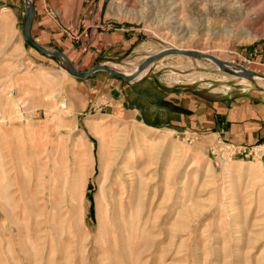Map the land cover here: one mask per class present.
I'll return each mask as SVG.
<instances>
[{
  "label": "rangeland",
  "instance_id": "1",
  "mask_svg": "<svg viewBox=\"0 0 264 264\" xmlns=\"http://www.w3.org/2000/svg\"><path fill=\"white\" fill-rule=\"evenodd\" d=\"M186 1L133 0L120 13L111 0H31L30 35L78 72L129 75L178 47L264 75V0ZM25 21L24 0H0V264H264V142L248 126L229 143L222 126L264 118V82L180 55L131 83L76 79L26 43ZM140 82L146 99L186 93L222 122L152 124L117 102ZM115 216L119 252L107 240Z\"/></svg>",
  "mask_w": 264,
  "mask_h": 264
},
{
  "label": "crops",
  "instance_id": "2",
  "mask_svg": "<svg viewBox=\"0 0 264 264\" xmlns=\"http://www.w3.org/2000/svg\"><path fill=\"white\" fill-rule=\"evenodd\" d=\"M148 85L150 84L147 82H140L133 86H123L122 93L124 96L121 93L116 95L117 102L123 106V109L127 107L129 112L142 116L146 121L161 127L180 130L195 126L199 130H205L206 125L209 129L215 125L209 112L210 109L205 105L206 102L196 105L195 101L190 100L186 93L172 91H163L159 98L154 100L146 99L142 95L144 94L143 90L150 91V88H147ZM218 118L215 116L214 120ZM220 123L217 124L220 125ZM217 124L214 129L217 128ZM222 126L226 129L223 132L224 138L229 143L239 142L240 138L243 137V132L249 128L248 126H250L251 131H255L259 140L264 142V118H255L251 122L246 120L238 125L230 123V125L223 124Z\"/></svg>",
  "mask_w": 264,
  "mask_h": 264
},
{
  "label": "water",
  "instance_id": "3",
  "mask_svg": "<svg viewBox=\"0 0 264 264\" xmlns=\"http://www.w3.org/2000/svg\"><path fill=\"white\" fill-rule=\"evenodd\" d=\"M25 5H26V21L23 27V34H24V39L27 44H29L33 49H35L37 52L48 56L52 57L58 60H61L65 63V65L62 66V69L71 77L76 78V79H84L87 77L92 76L94 73L103 71L108 74H110L113 78L118 79V80H123L126 83H131L134 80L138 78V76L141 74V72L149 66L152 62L155 60L166 56V55H180V56H189V57H194V58H199L203 60H208L210 59L211 62L222 68L223 70H226L229 73H232L233 75H236L237 77L244 78L250 81L254 80H261L264 82V75H260L251 71H248L246 69H243L241 67H232L227 63H223L209 55H204L201 53H195V52H188V51H182V50H175V49H170V50H165L161 53H158L154 55L153 57L147 59L144 61L134 73L131 74H124L118 71L113 70L112 68L105 66V65H96L92 69L86 72H78L75 70V68L70 64L68 61L67 57L61 53V52H51L49 50H46L39 46L31 37L30 35V26L33 18V6L32 4L28 5V0H24Z\"/></svg>",
  "mask_w": 264,
  "mask_h": 264
},
{
  "label": "bare ground",
  "instance_id": "4",
  "mask_svg": "<svg viewBox=\"0 0 264 264\" xmlns=\"http://www.w3.org/2000/svg\"><path fill=\"white\" fill-rule=\"evenodd\" d=\"M112 1V3H113V5H114V8H115V10H117L118 12H120V11H122V10H124L125 8H127V7H129L130 6V4L133 2V0H111ZM163 1V0H162ZM181 1V0H180ZM200 1V0H199ZM159 2V1H158ZM198 2V1H197ZM241 2V1H240ZM246 2V1H245ZM245 2H243V3H245ZM28 5H30L32 2H31V0H28ZM135 3V2H134ZM133 3V4H134ZM174 3V2H173ZM157 4V3H156ZM186 4H190V0H187L186 1V3H185V5ZM194 4V3H193ZM242 4V3H241ZM177 5V4H176ZM179 5V4H178ZM181 5V4H180ZM164 6V5H163ZM170 6V5H169ZM229 6V5H228ZM232 6V5H231ZM240 6V5H239ZM243 6V5H242ZM214 7V6H213ZM112 8V7H111ZM182 8V7H181ZM233 8V7H232ZM234 8H236V6L234 7ZM129 9H130V7H129ZM162 9V8H161ZM114 10V9H113ZM114 10V11H115ZM163 10V9H162ZM174 10V9H173ZM185 10V9H184ZM197 10V9H196ZM226 10V9H225ZM228 10V9H227ZM236 10V9H235ZM234 10V11H235ZM168 11V10H167ZM221 11H222V7L221 6H219V7H217V8H213V9H211V15H212V17H214V18H221ZM236 11H238V10H236ZM159 12V11H158ZM172 12V11H171ZM182 12V11H181ZM229 12H231V11H229ZM121 13V12H120ZM129 13V12H128ZM184 13V12H183ZM198 13V12H197ZM203 13V12H202ZM227 13V12H226ZM240 13H241V11H240ZM226 15V14H225ZM237 15V14H236ZM144 16V15H143ZM149 16V15H148ZM203 16V15H202ZM223 16V15H222ZM141 17V16H140ZM211 17V18H212ZM225 20H227V19H225ZM180 22H182V20L180 21ZM196 23V22H195ZM192 25V24H191ZM190 25V26H191ZM189 26V25H188ZM205 28V27H204ZM216 28V27H215ZM204 30V29H203ZM218 30V29H217ZM243 33V32H242ZM186 35V34H185ZM255 35V34H254ZM256 36V35H255ZM245 37V36H244ZM247 37V36H246ZM248 38V37H247ZM186 39V38H185ZM184 42V41H183ZM189 47V46H188ZM198 47V46H197ZM173 49H175V50H181V48H178V47H174ZM188 49V48H187ZM169 50V49H168ZM195 53H201V54H206L207 52H204V51H195ZM209 56H211V57H213V55L212 54H209ZM208 62H211V60L210 59H208L207 60ZM224 61V60H223ZM223 61H221V62H223ZM212 63V62H211ZM223 63H226V62H223ZM110 68H112L113 70H115V71H117V69L115 68V67H110ZM146 71H147V67H146V69H144L142 72H141V74L138 76V78H140L141 76H143L145 73H146ZM125 153V152H124ZM127 154V153H126ZM1 158V157H0ZM0 161H1V159H0ZM133 161H135V160H133ZM3 162V161H2ZM136 162V161H135ZM118 163H120L119 161H118ZM118 163L116 164V165H114V167L112 168L113 170H115V172H117V170H118ZM123 163V162H122ZM8 164V163H7ZM2 165H3V163H2ZM131 166V165H130ZM129 165H125L122 169H120L119 171H120V173L121 172H127V174H129L131 177H133V175H131L130 173H132V172H128L130 169H131V167H130ZM4 167V166H3ZM4 169H6V167L4 168ZM3 169V170H4ZM139 169V168H138ZM4 172V171H3ZM2 173V172H1ZM134 173H136V175H137V172H134ZM118 175H119V173H117ZM3 176H4V174H3ZM2 176V177H3ZM129 176V177H130ZM6 178V177H5ZM4 179V178H3ZM129 179H133V178H129ZM133 182V181H132ZM135 182V181H134ZM12 183V182H11ZM121 183V182H120ZM11 186H12V184H11ZM10 186V187H11ZM7 187H8V185H7ZM9 187V188H10ZM2 189V188H1ZM123 189H124V187H123ZM3 190V189H2ZM1 190V191H2ZM121 192V191H120ZM75 193V192H74ZM123 193H124V191H123ZM41 194H44V192L42 191L41 192ZM121 194V193H120ZM74 195V194H73ZM109 197H110V195H109ZM112 197V196H111ZM110 197V198H111ZM76 199V198H75ZM80 199V198H79ZM117 199V198H116ZM111 201L113 200V199H110ZM114 201V200H113ZM112 201V202H113ZM117 202L119 203V200L118 201H114V204L112 205L113 207H114V210L116 209V205H117ZM121 203V202H120ZM112 212V211H111ZM74 213V212H73ZM116 214V213H115ZM42 215V214H41ZM73 215V220L76 222V216H75V214H72ZM120 217V219L119 218H117V216H115V218H113V219H110V220H112V224L110 225V229H111V233H109L108 234V238H107V240H108V243L110 244H108V247L109 248H111V247H113L114 249H116V251L117 252H119V249H118V245L120 244V245H122V247L120 248V250L122 251L123 250V242H124V240H125V233H126V227H125V225H124V223L121 221V217L122 216H119ZM47 220V219H46ZM46 222V221H45ZM38 223V222H37ZM77 223V222H76ZM21 231V230H20ZM44 231V230H43ZM112 236V237H111ZM35 239V238H34ZM132 239V238H131ZM100 242V241H99ZM96 243H97V241H96ZM96 243H94V244H96ZM129 244V243H128ZM97 245V244H96ZM130 246V245H129ZM112 249V248H111ZM129 250V249H128ZM32 251V250H31ZM130 252V251H129ZM131 254V253H130ZM132 256V255H131ZM114 260V259H113ZM135 261V260H134ZM108 262V261H107Z\"/></svg>",
  "mask_w": 264,
  "mask_h": 264
}]
</instances>
